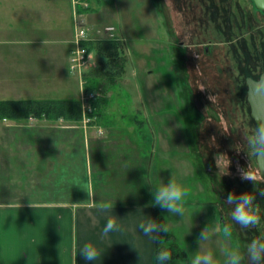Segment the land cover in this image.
Returning a JSON list of instances; mask_svg holds the SVG:
<instances>
[{
    "label": "rangeland",
    "instance_id": "1",
    "mask_svg": "<svg viewBox=\"0 0 264 264\" xmlns=\"http://www.w3.org/2000/svg\"><path fill=\"white\" fill-rule=\"evenodd\" d=\"M139 1L140 14L151 10L147 15L152 17L139 16L133 37L137 38L138 32L142 42L139 45L134 39L127 42L125 60L118 63L124 65L121 79L114 82L113 78H106L108 74L99 71V76L86 82L85 91L92 90L94 95L87 102L91 112L93 101L101 99L96 106L105 108V114H85L89 119L83 124L84 112L80 108V120L73 123L76 125L61 120L28 119L18 123L0 119V160L4 159L0 161V183L4 177L9 185L7 193L0 189V200L3 196L10 201L27 200L25 198L34 196L28 195V186L36 188L39 182L44 185L42 200L80 198L81 193L68 185L74 182L73 186L80 189L82 176L77 174L75 181L71 177L68 180L71 174L65 172L63 165L65 156H69L70 168H75L77 173L82 170L79 155L83 153L85 139L87 143L90 140L98 143L100 139H156V146H153L154 140L151 141L149 159L151 174L154 173L153 192L157 185L167 183L172 177L189 190L186 212L180 215L182 233L179 230V235L175 236L186 255L171 260L170 264H191L198 250H211L218 264H225L227 247H238L246 252L248 243L264 232L263 218L258 229L241 228L231 218L232 207L224 203L229 193L240 195L256 188L264 189V179L258 175L255 158L248 155L245 141L257 124L251 118L248 120L243 91L244 77L255 78L264 70V11L257 10L250 0H135V4ZM77 20L82 24L81 17ZM100 33L102 35L101 30ZM150 39L156 42V55L149 52L154 45H149ZM167 43L171 45L168 49ZM129 45L135 46L138 54L150 53V56L134 55ZM19 51L26 53L25 48ZM154 56L158 60H154ZM94 58L92 53L87 67H97ZM24 59L34 62V59ZM28 65L12 63L11 80L0 82V98H79L78 79L72 72L75 77L69 75L64 81H43L39 79L46 78L43 73H47L48 67H42L40 75V66ZM109 67L111 71L118 65L108 64L103 68ZM149 70L153 73L145 75L144 71ZM125 107L135 113L143 109L144 113H139L138 118L141 121L144 117V123L134 125L135 113L123 114ZM167 107H172L171 114L163 113ZM189 109L194 113L189 114ZM104 117L118 122L119 130L99 126ZM40 152L54 154L57 160L53 163L43 160L42 169L35 171L32 165L37 159L34 156ZM221 154L224 155L222 161H230L229 175L218 173L215 159ZM25 155L31 157L26 167L20 162ZM248 167L257 174V185L241 179L239 170ZM51 181H56L58 186L49 188ZM22 182L29 184L18 190L16 187ZM48 182L49 186L44 188ZM121 196L107 195L112 202H120ZM146 197L154 201L150 191L139 195L138 199ZM256 203L262 210L264 196L259 192ZM228 224L233 225L232 233L225 237L223 228ZM205 227L209 229L210 239L200 241L199 234Z\"/></svg>",
    "mask_w": 264,
    "mask_h": 264
},
{
    "label": "crops",
    "instance_id": "2",
    "mask_svg": "<svg viewBox=\"0 0 264 264\" xmlns=\"http://www.w3.org/2000/svg\"><path fill=\"white\" fill-rule=\"evenodd\" d=\"M79 1L84 2L85 6L76 4L75 11L77 16L82 18V25L88 38L86 44L95 57L94 62H97V67L100 61L94 53L93 46L101 40L121 41L125 54L130 41L137 40V45L142 42L137 36L138 32L137 38L133 37V32L139 25V16L145 14V17H152L151 14L147 15L152 12L147 10L140 14V1L138 4H135V0ZM99 21L104 22L101 24ZM107 27L110 30H106ZM72 34L69 0H0V82L11 80L12 63L25 66L29 64L28 66L31 67L40 66V75H42L41 68L48 67L47 73H43L46 78L39 79L43 81L60 82L68 79L69 75L75 77L68 70ZM149 41V45L154 44L149 52L154 53L156 42L152 39ZM129 47L134 55L138 54L135 46L129 45ZM170 47L171 45L167 43L166 48ZM22 48L26 49V53L18 52ZM150 53L138 55L144 58L150 56ZM24 58L34 59V62L28 63ZM153 58L158 60L156 56ZM102 65L106 66L104 63ZM123 66L116 68L113 74L114 82L118 81L117 78L121 79ZM97 67H87L84 70L85 81L100 75ZM144 73L150 75L153 72L149 70ZM48 75L51 78H48ZM4 99L7 98H0V100ZM171 108H164L163 113L171 114L172 111L169 110ZM122 109L123 114L135 113L127 107ZM179 110L181 111V108ZM98 112L101 115L105 114V108ZM136 112L138 113L133 116L134 125L136 122L144 123V117H141V121L138 118L139 113H144L143 109H138ZM147 121L150 125L149 120ZM91 125L89 123L87 127L90 128ZM98 125L108 130H119V123L106 117ZM110 141L113 143H109ZM110 141L100 139L98 143H95L97 142L95 140L87 143L85 139L83 153L79 155L82 170L79 169L78 173L75 168H70L69 156H65L63 166L66 168L65 172L71 174L67 179L71 177L75 181L77 174L83 178L78 184L80 189L73 186L74 182L70 181L71 184L68 185L81 193L80 198L42 200L44 185L40 182L36 188L28 186L29 183L26 182L19 183L16 187L22 190V187L28 186V195L34 196L25 198L27 200L22 198L10 201L5 196L1 198L0 264H155V240H150L142 233L139 223L148 218L156 221V215H160L162 223L169 226L168 233L171 234L172 241L183 251L180 242L175 238L177 231L180 230L182 233L180 215L171 214L159 206H154L153 201L148 197L145 200L138 199L139 195L148 194L149 191L153 194L154 173L151 174L149 159L151 141L153 146H156V139L143 137L129 138V141L121 139ZM27 157L28 155H25L20 158V162L30 165L28 162L31 157ZM34 157L37 159L32 165L35 171L42 169L43 160L49 163L57 160L54 154L43 152L36 153ZM6 180L7 178L3 177L0 183L2 193H7L9 189ZM55 182L46 183L44 188L49 185V188H56L58 183ZM89 187L94 191L93 199L87 196ZM114 194H122L120 202L108 200L107 195ZM133 196L136 197L131 199ZM104 202H111V212L98 210V205ZM109 216L117 217L121 230L111 232L107 237L102 238V229ZM87 242L94 243L104 251L100 260L86 261L79 254L80 247ZM184 254L186 255L185 252ZM180 257L182 256L173 259Z\"/></svg>",
    "mask_w": 264,
    "mask_h": 264
},
{
    "label": "clouds",
    "instance_id": "3",
    "mask_svg": "<svg viewBox=\"0 0 264 264\" xmlns=\"http://www.w3.org/2000/svg\"><path fill=\"white\" fill-rule=\"evenodd\" d=\"M211 100V98L209 97ZM245 141L248 148V155L251 158H255L257 165L261 161H264V122H258L255 129L245 137ZM224 155H218L215 159L219 174L229 175L228 172L230 161H222ZM240 175L242 180L251 181L254 185H257V174L247 169H240ZM258 173L262 175V168H258ZM188 188L178 183L177 180L172 177L167 183H162L155 187L153 192L154 206H159L162 209L167 210L171 214H179L183 216L186 212L185 201L188 195ZM259 192L261 196H264V189L253 192H245L240 195L235 193H229L224 200V203L232 207L231 218L235 224L245 229H258L262 222V210L260 205L256 203V193ZM87 196L89 199L94 198V191L91 187L87 190ZM32 206V205H31ZM98 210L101 212H111V202H104L98 205ZM233 225L228 224L223 228V234L225 237H230L232 233ZM139 229L150 240H157L160 238L161 233H168L169 226L165 223L157 222L148 218L147 220H141L139 223ZM121 230V225L117 222V217L109 216L106 225L102 229L101 236L107 237L111 232H118ZM198 239L208 240L210 239V232L205 227L199 234ZM104 251L92 242L84 243L80 249L79 254L86 261H98L101 259ZM224 255L226 257L225 264H264V232L255 236L246 247V252H241L237 248L225 249ZM172 254L169 250L163 249L157 253L156 259L159 264H167L171 259ZM191 264H218V261L214 257V253L211 250L196 251L191 258Z\"/></svg>",
    "mask_w": 264,
    "mask_h": 264
},
{
    "label": "trees",
    "instance_id": "4",
    "mask_svg": "<svg viewBox=\"0 0 264 264\" xmlns=\"http://www.w3.org/2000/svg\"><path fill=\"white\" fill-rule=\"evenodd\" d=\"M262 12V11H261ZM96 56L100 61V68L96 69L100 70L104 74H108L106 78H113V74L116 72V69L103 68L102 63L108 65L112 64L118 67L120 66L118 63L125 60V52L123 43L121 41L115 40H101L95 46H93ZM105 54V56L103 55ZM102 61V62H101ZM121 62V63H122ZM103 68V69H102ZM245 77L253 76L246 75ZM244 77V78H245ZM94 79V76L92 77ZM257 79V78H256ZM88 81V79H87ZM85 81V86L86 82ZM245 86V83H244ZM244 88V96H245ZM98 100V101H97ZM101 100V99H100ZM99 99L93 101L92 112L87 115H98L99 110L96 106ZM246 101V100H245ZM189 114H192L190 109L188 110ZM80 105L78 99L74 98H64V99H53V98H45V99H4L0 100V119H7L16 122L27 121L28 119L35 120H45L49 122H56L57 120L68 122L69 125H76L73 123H77L80 120ZM249 108H248V120H250ZM252 119V118H251ZM254 122V121H253ZM255 123V122H254ZM257 124V123H256ZM80 180V178L78 177ZM83 180V178L81 179ZM80 180V181H81ZM79 181V182H80ZM156 221L162 223L160 215H156ZM163 249H167L171 252L173 259L174 257L184 256V252L181 251L177 244L172 241L171 234L169 233H161L160 238L155 240V253H154V261L155 264H159L156 259L157 253ZM170 259V260H171ZM169 260V261H170ZM168 261V262H169ZM167 262V264H168Z\"/></svg>",
    "mask_w": 264,
    "mask_h": 264
},
{
    "label": "built area",
    "instance_id": "5",
    "mask_svg": "<svg viewBox=\"0 0 264 264\" xmlns=\"http://www.w3.org/2000/svg\"><path fill=\"white\" fill-rule=\"evenodd\" d=\"M71 5V12H72V49L70 51L69 56V63L68 68L70 72H72L74 75H76L78 79V85H79V105L81 108L82 113V121L83 124H85V121H87L89 118L85 117V114L89 113L91 111V107L89 103L87 102L89 100H92L94 98L92 90H89L86 92L85 90V80H84V69L90 64L92 54L90 53L88 47H87V34L86 30L83 28L82 24H80L77 20V13L75 11L76 4H81L85 6V3L79 0H69ZM106 30H110L109 27L106 28ZM86 103H85V102ZM84 102V103H83ZM84 117L86 119H84Z\"/></svg>",
    "mask_w": 264,
    "mask_h": 264
},
{
    "label": "water",
    "instance_id": "6",
    "mask_svg": "<svg viewBox=\"0 0 264 264\" xmlns=\"http://www.w3.org/2000/svg\"><path fill=\"white\" fill-rule=\"evenodd\" d=\"M253 6L259 10L264 11V0H250ZM245 83V100L249 108V115L255 123L264 122V73H261L257 79L251 77L244 78ZM257 171L262 168V175H264V161L259 165L255 160ZM259 175V173H258ZM264 179V176L259 175ZM264 219V208H263Z\"/></svg>",
    "mask_w": 264,
    "mask_h": 264
},
{
    "label": "flooded vegetation",
    "instance_id": "7",
    "mask_svg": "<svg viewBox=\"0 0 264 264\" xmlns=\"http://www.w3.org/2000/svg\"><path fill=\"white\" fill-rule=\"evenodd\" d=\"M261 73H264V70H262L261 72H259L258 76L261 74ZM257 76V77H258ZM257 77L253 78V79H256ZM264 208V204H262V210ZM262 218H263V212H262ZM263 222H264V219H263Z\"/></svg>",
    "mask_w": 264,
    "mask_h": 264
}]
</instances>
